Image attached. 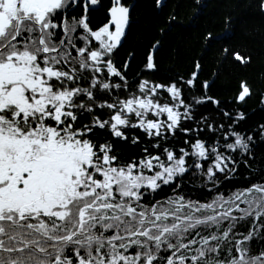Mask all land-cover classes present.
I'll return each instance as SVG.
<instances>
[{
  "label": "snow or ice",
  "instance_id": "6c2138e0",
  "mask_svg": "<svg viewBox=\"0 0 264 264\" xmlns=\"http://www.w3.org/2000/svg\"><path fill=\"white\" fill-rule=\"evenodd\" d=\"M108 3L0 0V264H264L255 53L229 13L202 34L212 78L204 56L162 71Z\"/></svg>",
  "mask_w": 264,
  "mask_h": 264
},
{
  "label": "trees",
  "instance_id": "16d2710c",
  "mask_svg": "<svg viewBox=\"0 0 264 264\" xmlns=\"http://www.w3.org/2000/svg\"><path fill=\"white\" fill-rule=\"evenodd\" d=\"M131 9V24L128 29L126 51L143 53L159 41L156 56L161 70L169 67L183 68L192 59L204 56L205 76L212 78L215 72L217 49L224 40H217L211 46L205 44L202 34L212 31L225 32L223 19L230 13L233 24L228 30L230 43L246 47L255 53L253 63L247 69H238L251 78L257 88L264 79V15L257 8V0H163L162 8L154 0H124ZM103 7L95 14L100 22L109 6L108 0H101ZM175 17L171 20L170 17ZM142 59L137 56V61ZM137 67V64H133ZM226 79L222 75L217 84ZM261 105L254 97L249 101V111L254 112L251 121L264 116ZM257 155H264V148L257 149Z\"/></svg>",
  "mask_w": 264,
  "mask_h": 264
},
{
  "label": "water",
  "instance_id": "95a60500",
  "mask_svg": "<svg viewBox=\"0 0 264 264\" xmlns=\"http://www.w3.org/2000/svg\"><path fill=\"white\" fill-rule=\"evenodd\" d=\"M132 6H133V5H131V9H132Z\"/></svg>",
  "mask_w": 264,
  "mask_h": 264
}]
</instances>
